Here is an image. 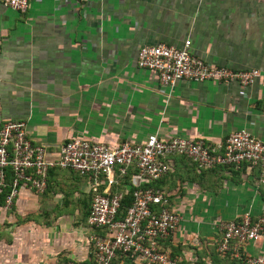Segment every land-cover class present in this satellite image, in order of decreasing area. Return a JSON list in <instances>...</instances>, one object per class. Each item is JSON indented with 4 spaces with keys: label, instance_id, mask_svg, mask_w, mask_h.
<instances>
[{
    "label": "crops",
    "instance_id": "1",
    "mask_svg": "<svg viewBox=\"0 0 264 264\" xmlns=\"http://www.w3.org/2000/svg\"><path fill=\"white\" fill-rule=\"evenodd\" d=\"M185 40L214 66L264 71V2L28 0L23 12L0 3V122L24 121L30 140L52 154L72 138L114 146L156 133L217 146L243 128L263 140L260 81L180 79L169 89L136 66L139 47ZM166 159L169 170L151 185L167 193L178 223L161 248L181 264H243V256L264 254L259 239L241 244L240 258L216 251L218 221L264 214L256 166L200 170L179 155ZM119 181L110 190L126 192L128 182ZM88 185L87 176L54 167L42 193L25 188L8 208L1 202L0 264L89 262V236L102 230L86 222ZM111 264L141 262L116 254Z\"/></svg>",
    "mask_w": 264,
    "mask_h": 264
},
{
    "label": "built area",
    "instance_id": "2",
    "mask_svg": "<svg viewBox=\"0 0 264 264\" xmlns=\"http://www.w3.org/2000/svg\"><path fill=\"white\" fill-rule=\"evenodd\" d=\"M86 1L75 0L77 4ZM0 3L18 12L28 6V0H0ZM135 64L154 72L158 84L169 89L180 79L235 81L240 86L258 80L264 84L263 70L214 66L192 55L188 40L181 47L164 43L143 45L136 51ZM171 155L189 159L200 170L238 167L242 163L256 166L260 181L264 182V139L256 138L243 128L228 133L217 146H210L201 138H160L150 133L139 144L124 140L114 146L72 138L61 143L52 154L30 140L24 121L5 119L0 122V192L6 186L8 171L11 176L3 206L8 208L12 199L25 188L42 193L49 169H68L89 179L86 222L92 228L101 229L103 234L89 236L92 247L89 262L66 260L61 264H111L116 254L128 255L141 264H181L159 246V241L176 228L178 215L169 207L167 193L151 185L169 170L166 158ZM130 168L133 169L128 181L131 201L118 216L122 193L112 192L110 187ZM218 227L220 237L216 251L219 254L240 258L241 244L264 241V214L251 219L245 212L238 220L218 221ZM241 259L243 264H264L262 253Z\"/></svg>",
    "mask_w": 264,
    "mask_h": 264
},
{
    "label": "trees",
    "instance_id": "3",
    "mask_svg": "<svg viewBox=\"0 0 264 264\" xmlns=\"http://www.w3.org/2000/svg\"><path fill=\"white\" fill-rule=\"evenodd\" d=\"M132 172H133V169H131V168L128 169L127 173L124 176H122V179H124V180H126L128 182L129 181V176H130V174ZM10 176L11 175H10V173L8 171L7 176H6V186L0 192V203L3 202L4 196L8 192L9 187H8L7 184L9 183ZM118 182H120L119 178L117 179V183ZM128 183H127V186H128ZM130 193H131V187L128 186L127 191L122 193V195H121L120 206H119V209H118V216H121L123 214V212L125 211V208L129 205V203L131 201ZM101 234H103V231H102Z\"/></svg>",
    "mask_w": 264,
    "mask_h": 264
}]
</instances>
